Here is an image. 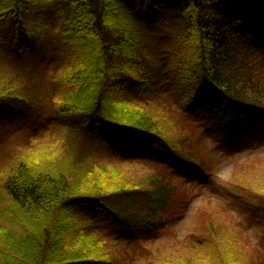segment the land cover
Segmentation results:
<instances>
[{"label": "trees", "instance_id": "1", "mask_svg": "<svg viewBox=\"0 0 264 264\" xmlns=\"http://www.w3.org/2000/svg\"><path fill=\"white\" fill-rule=\"evenodd\" d=\"M31 43V65L0 67V133L23 114L24 130L56 136L1 174L0 264H264L245 228L215 227V205L194 249L152 245L185 194L178 180L212 172L197 128L216 125L226 151H241L264 126V0H0L3 53L25 57ZM47 76L64 96L35 95ZM241 191L262 224L264 190Z\"/></svg>", "mask_w": 264, "mask_h": 264}, {"label": "rangeland", "instance_id": "2", "mask_svg": "<svg viewBox=\"0 0 264 264\" xmlns=\"http://www.w3.org/2000/svg\"><path fill=\"white\" fill-rule=\"evenodd\" d=\"M152 37L155 38V36ZM146 44L148 43L142 41V44H140L141 48L146 46ZM26 46L20 47V55H25V57H16L15 52H13L14 56L4 54L3 49L0 48V67L11 71L16 65H31L33 63L30 59L32 56L28 55L32 43L29 45L26 44ZM40 46V50H46V53L49 54V49L42 42ZM35 51L38 50L36 49ZM181 54L183 53L179 52V57ZM70 61L63 60V63H61L69 65ZM28 68L32 69L33 66L25 67V69ZM23 78L27 83L30 80L27 76ZM51 78L47 76L45 82L41 83L39 87H34V93L37 97L52 96L53 94L57 98L64 96L65 87L56 83L53 84L54 82H51ZM53 78L56 79L57 76ZM45 84L46 87H43L44 89L39 92V88ZM199 98L200 96L197 97V100ZM53 105L55 106L56 104L54 103ZM25 122L26 120L23 114L19 115L16 118L8 120L6 122L8 128L4 133H0V178L4 170L12 165V160L24 153V151H19L20 148L34 144L35 138L38 137L42 140L43 146L49 149V146L53 143L51 141L55 139L56 135L49 127L44 126L42 127V131H38L36 128L32 129L35 126H29L28 129L24 130ZM201 127L199 126V129L197 128V135L209 147L207 148L205 156L210 167L208 170H211L212 173H210V176L205 177L204 180H195L192 183L178 180L180 186H184L185 194L181 190L178 191V196L172 204L168 218L160 221L165 234L161 235L159 239H156L152 245L156 247L157 244H163L165 242H184L188 240L192 242L191 249H194L197 244L201 243L200 241L202 239H207L211 233L210 229L203 231L201 223L204 219L203 214L211 213L210 207L213 205L220 211V216L212 218L216 228L223 230L225 227H231L237 224L238 228L246 229L244 233L245 238L247 241H250L253 248L258 243L264 244V222L258 224V217L250 216L255 211L253 208L257 205L252 199V196L246 195L241 191V187L255 191H259V189L264 190V126L257 124L253 126L252 130L255 135L251 137L252 142L246 149L240 152H237V149L236 151L224 150L225 144L222 141L223 138L221 140L216 138L220 134L216 125L204 123ZM235 138L241 141L238 133L235 134ZM132 155L134 156L135 152ZM104 163L110 164L108 160L104 161ZM142 166L143 164H127L126 171H136L139 178L141 173H144V171H139ZM143 168L145 167L143 166ZM247 168L248 171L245 173L247 179L242 180V177H240V169ZM0 196L7 200V196L1 189ZM9 206V202L4 204L0 203L3 211ZM223 224L227 226H223ZM0 226H8L5 216L0 217ZM13 231L19 234L21 229L19 227H13L11 228V232L13 233ZM190 252L194 253V251ZM259 253H261L264 261V251L260 250ZM188 258H197V256L188 254Z\"/></svg>", "mask_w": 264, "mask_h": 264}]
</instances>
